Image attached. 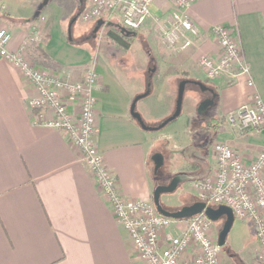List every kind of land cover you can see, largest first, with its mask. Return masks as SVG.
<instances>
[{
	"label": "crops",
	"instance_id": "0c3cea01",
	"mask_svg": "<svg viewBox=\"0 0 264 264\" xmlns=\"http://www.w3.org/2000/svg\"><path fill=\"white\" fill-rule=\"evenodd\" d=\"M85 4V0H0V22L12 32L11 49L18 48L36 25L41 38L28 44L26 52L38 66L79 80L95 61L99 79L93 88L94 138L125 197L152 199L156 185L148 163L157 143L162 148L165 134L141 128L129 109L134 96L147 88L149 93L136 102L146 124L148 119L162 120L170 114L181 79L194 85L197 80L216 92L219 117L212 118L218 124L214 141L229 143L245 159L264 146V128L240 136L226 121V115L246 103L255 89L264 99V0L194 1L186 13L199 34L189 47L177 52L159 42L151 18L135 34L123 35L126 46L110 36H99L102 27L104 32L123 34L119 18L95 32L97 20L80 18ZM150 9L161 19L173 6L169 0H154ZM217 24L229 28L238 39L254 87L246 84L245 75L232 84L206 79L198 61L217 51L210 32ZM130 47L138 52L129 53ZM31 93L20 71L0 58V264H145L67 132L33 123L27 106ZM187 135L181 148L173 146L191 165L192 179L210 176L215 166L211 144L201 159L195 156L198 149H187L197 137ZM237 229L239 236L231 241L226 238L222 246L224 256L257 264L252 222L239 220ZM196 251V247L189 248L182 258L189 260ZM223 258L219 257V264Z\"/></svg>",
	"mask_w": 264,
	"mask_h": 264
},
{
	"label": "built area",
	"instance_id": "2783aa9c",
	"mask_svg": "<svg viewBox=\"0 0 264 264\" xmlns=\"http://www.w3.org/2000/svg\"><path fill=\"white\" fill-rule=\"evenodd\" d=\"M80 12L82 20L103 19L107 23L119 18L122 27L138 31L153 19L151 25L159 42L172 52L186 49L199 34L198 26L186 9L196 0H169L173 6L169 15L159 18L151 14L154 0H85ZM43 19V17L41 18ZM102 27V26H101ZM104 29L100 28L99 36ZM210 32L217 42V51L199 58L206 79L237 82L243 75L246 84L254 87L250 66L242 54L238 39L229 28L217 24ZM41 38L36 28L18 48L9 47L11 30L0 22V58L10 61L32 88L27 99L34 124L50 126L67 132L68 140L81 153L82 160L94 177L108 208L127 231L135 251L145 264H219L220 247L212 221L203 213L188 218L173 219L160 214L151 199H130L121 193L116 176L106 166L94 138L96 98L93 88L99 75L95 61L84 69L82 78L34 64L26 52L28 44ZM231 131L245 135L264 128V99L255 89L249 100L226 115ZM210 153L214 171L210 176L190 180L196 198L207 205H226L237 220H250L258 242V262L264 264V146L251 159L225 141H213ZM196 247L189 260L182 255Z\"/></svg>",
	"mask_w": 264,
	"mask_h": 264
},
{
	"label": "rangeland",
	"instance_id": "374dc122",
	"mask_svg": "<svg viewBox=\"0 0 264 264\" xmlns=\"http://www.w3.org/2000/svg\"><path fill=\"white\" fill-rule=\"evenodd\" d=\"M93 22L95 23V21H93ZM107 32L108 31L106 29L104 32V35H103L105 39L109 38V36H107ZM75 38H76V40L80 39L78 36H75ZM132 38L134 39V37H131V38H129L128 42H131L130 40ZM136 50H137V48L135 47V51ZM131 51L135 52L134 47H130L128 52L130 53ZM137 52H138V50H137ZM134 56L136 59L139 58L138 54H135ZM176 92H177V87H176ZM206 95H207V91L202 90L199 86H197V84L194 85L192 83H187L185 85L184 91H183L180 115L176 119L172 120L171 122H169L168 124L163 126L162 128H159L156 130L160 133L165 134L163 144H162V148L160 147L161 144L157 143V145L152 149L153 153L154 152H161L164 156V163L159 170L160 172L161 171L163 172V175L160 178L161 180H163V182H161V183L168 182V180L171 178V176L174 175L175 173H191V171H190L191 165L189 164V162H187L185 157L180 153L179 149L174 147L173 145L181 148L183 145V142L185 141L184 142V144H185L186 141L189 139L187 133L191 132V131H189V126L191 125V121L193 120L192 118L196 119L193 121H197V118H199L201 120H206L208 118L211 119V118H218L219 117V109H218L216 101H214L211 105H209L206 108V110L204 111V113L198 114L197 107H198L199 103L206 97ZM175 96H176V94H175ZM173 108H174V105H173ZM173 108H172V110H173ZM171 111H170V113H171ZM160 121H161V119L156 120V121L153 119L146 120L148 125H156ZM196 125H197L196 122H194L192 124V126H194V127L191 126L192 135H194ZM184 137H187V140ZM210 144L211 143H209V145ZM148 164H149V170H150V172H152L151 170L153 167V163H152L151 158H150ZM153 175H154V173H153ZM157 178L158 177L156 174L155 179L157 180ZM156 184H157V181H156ZM189 185H190L189 181L182 182L178 185V187L176 188L175 191H173L171 193H162L160 196L161 202H163L166 206L170 207L171 209H177V208L181 207L182 205H185L186 202L189 201V198L191 196H195V194L193 192L194 190ZM215 206H217V205H215ZM223 221H224V217H220L217 220L212 221V227L210 230L212 236H214L215 233H218ZM238 222H239V220L235 219L234 225H232V227L228 233L227 241H231L234 239L235 236H239L238 235V229H237V223ZM220 249L221 250L219 252V257H224L223 260H221L222 261L221 264H242L240 262V260L237 259L236 256H234V255H231L232 257L229 258V260H228V258L224 256L225 250L222 248V246L220 247ZM228 252L230 253V251H228Z\"/></svg>",
	"mask_w": 264,
	"mask_h": 264
},
{
	"label": "water",
	"instance_id": "95a60500",
	"mask_svg": "<svg viewBox=\"0 0 264 264\" xmlns=\"http://www.w3.org/2000/svg\"><path fill=\"white\" fill-rule=\"evenodd\" d=\"M103 24H104L103 19H97L94 31L97 32ZM120 31L123 34L119 35L111 31L107 34L110 37L116 39L117 42L126 46L127 43L125 42L123 35L126 34L129 36V35L135 34V32L130 31L124 27H120ZM188 81H189L188 79L183 78L178 82L176 97L174 101V108L171 111V113L167 115L165 118H163L158 124L156 125L146 124L145 121L142 119L140 113L136 110L137 100L140 98H143L149 93L148 88L145 89V91L134 96V98L132 99L130 103V108H129L130 114L132 115V117L136 119L140 127L145 130H157L159 128H162L163 126H165L172 120L176 119L180 115L183 91ZM194 83L199 85L200 88L203 90L209 89V87H207L205 84H203L200 81L195 80ZM212 103H213V99L202 100L197 107L198 114L204 113L206 108ZM151 160L153 162V173L156 175L164 163L163 154L160 152H154L151 155ZM192 178L193 177L191 175L186 174V173H175L174 175L171 176V178L169 179L167 183L156 184L152 191V201L155 205V208L160 214L173 218V219L188 218L200 212H203L211 221H215L220 217H224V221L216 236L217 244L219 246H223L226 242L228 233L235 220L232 209L229 206H226L223 204H220L217 206L207 205L205 201L196 200L192 203L182 205L181 207L177 209H171L168 207L167 208L164 207L161 203L160 196L162 193H171L176 190V188L178 187L180 183L191 180Z\"/></svg>",
	"mask_w": 264,
	"mask_h": 264
},
{
	"label": "trees",
	"instance_id": "16d2710c",
	"mask_svg": "<svg viewBox=\"0 0 264 264\" xmlns=\"http://www.w3.org/2000/svg\"><path fill=\"white\" fill-rule=\"evenodd\" d=\"M40 52V51H39ZM36 61L41 62V60L39 58H35ZM175 101V100H174ZM193 120H196L194 118H192ZM191 121V125L189 126V131H191L190 133L192 134V124L194 122H196V126H195V131H194V135H195V139L197 137L196 143H193L194 145L188 147V151L190 148H194L198 149V152H196L195 156L196 157H200L201 159L204 158L205 154L207 153V147L209 146V143H212L215 137V132H217L218 129V124L214 122L215 119H206V120H201L199 118H197V121ZM194 127V126H192ZM211 141V142H210ZM152 171H153V167H152ZM196 200H199L198 198H196L195 196H191L189 198V201L186 202V204L192 203ZM162 205L164 207H168L166 206L163 202H161ZM212 205V204H210ZM170 208V207H168Z\"/></svg>",
	"mask_w": 264,
	"mask_h": 264
},
{
	"label": "flooded vegetation",
	"instance_id": "af4514ba",
	"mask_svg": "<svg viewBox=\"0 0 264 264\" xmlns=\"http://www.w3.org/2000/svg\"><path fill=\"white\" fill-rule=\"evenodd\" d=\"M108 35V34H107ZM109 36V35H108ZM215 98H216V92L214 91V89H212V88H209V90H207V95H206V97L204 98V99H213V102L215 101ZM203 99V100H204ZM186 174H189V175H191L190 173H186ZM163 175V172L161 171H159L158 173H157V177L160 179L161 178V176ZM157 178V184L158 183H161V182H163V180H159ZM169 181V180H168ZM167 183V182H166Z\"/></svg>",
	"mask_w": 264,
	"mask_h": 264
}]
</instances>
